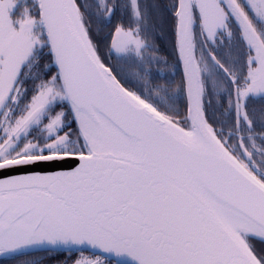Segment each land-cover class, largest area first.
<instances>
[{
    "label": "snow or ice",
    "instance_id": "obj_1",
    "mask_svg": "<svg viewBox=\"0 0 264 264\" xmlns=\"http://www.w3.org/2000/svg\"><path fill=\"white\" fill-rule=\"evenodd\" d=\"M35 248L264 264V0H0V257Z\"/></svg>",
    "mask_w": 264,
    "mask_h": 264
},
{
    "label": "trees",
    "instance_id": "obj_2",
    "mask_svg": "<svg viewBox=\"0 0 264 264\" xmlns=\"http://www.w3.org/2000/svg\"><path fill=\"white\" fill-rule=\"evenodd\" d=\"M162 28H164L165 31L168 29V23L163 24ZM173 35V33H172ZM173 37V36H172ZM175 38L173 37V43ZM161 44H157L159 47V53L163 56H161V59L167 60V63L169 66H165L164 64H160L156 67H158L161 71V74H174L175 79L180 80L182 72H181V66L177 64L176 60V53L171 50V48L167 47L165 41H161ZM165 55V56H164ZM114 63V62H113ZM135 71V68L132 66H129ZM128 87H131L130 85H127ZM76 251L69 252L67 250H55V251H48V250H40V251H31V252H24L22 254H17L12 257H1L0 258V264H22L23 261L26 260H42V264H63L65 260H68V258L71 256L73 257L75 255ZM69 264H71V261H69Z\"/></svg>",
    "mask_w": 264,
    "mask_h": 264
},
{
    "label": "flooded vegetation",
    "instance_id": "obj_3",
    "mask_svg": "<svg viewBox=\"0 0 264 264\" xmlns=\"http://www.w3.org/2000/svg\"><path fill=\"white\" fill-rule=\"evenodd\" d=\"M168 2V0H164V3H167ZM105 31H107V29L105 30ZM172 33H173V31H172V27H171V24L170 23H168V29H167V31H165L164 30V28H162V31H160L159 33H158V36H159V38L157 39V41H156V44H161L162 42V40L163 41H165L166 42V44L168 45L167 47H169V48H171V50L173 51V48H174V43H173V37H174V34L172 35ZM173 36V37H172ZM175 38V37H174ZM159 48V47H158ZM102 54H103V52H104V48H103V46H102ZM154 55H158L159 57H161L162 55L158 52V53H154ZM163 57V56H162ZM113 62H115V61H112V63ZM158 66V65H157ZM156 66H154V68H155ZM252 103L257 107V108H259V106H260V102H259V100H258V98H256V99H254L253 101H252ZM80 255V253L78 252V251H76L75 252V255L73 256V258H75V257H78ZM84 255L85 256H91L92 255V253L90 252V251H85L84 252ZM112 264H116V261L113 259L112 260Z\"/></svg>",
    "mask_w": 264,
    "mask_h": 264
},
{
    "label": "water",
    "instance_id": "obj_4",
    "mask_svg": "<svg viewBox=\"0 0 264 264\" xmlns=\"http://www.w3.org/2000/svg\"><path fill=\"white\" fill-rule=\"evenodd\" d=\"M75 166H76L75 161L51 162L46 165H41L40 167H37L34 170L35 171H58V170H67ZM40 250H46V249H40V248L27 249L24 252L40 251ZM88 251H91V250H88Z\"/></svg>",
    "mask_w": 264,
    "mask_h": 264
},
{
    "label": "rangeland",
    "instance_id": "obj_5",
    "mask_svg": "<svg viewBox=\"0 0 264 264\" xmlns=\"http://www.w3.org/2000/svg\"><path fill=\"white\" fill-rule=\"evenodd\" d=\"M165 56V55H164ZM166 59V58H165ZM116 62H114L113 64H115ZM165 65V64H164ZM121 67H123L124 68V73L125 74H130V73H132V72H134V70L132 69V68H130L129 66H125V65H123V64H121L120 65ZM165 66H169V64L167 63V65H165ZM175 81L176 82H178L179 80L178 79H175ZM156 82H162V81H156ZM131 87H133V85H131V84H129ZM134 90H135V88H134Z\"/></svg>",
    "mask_w": 264,
    "mask_h": 264
}]
</instances>
